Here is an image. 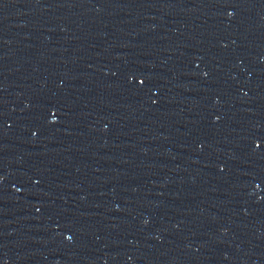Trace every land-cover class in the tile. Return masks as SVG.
I'll use <instances>...</instances> for the list:
<instances>
[{
    "label": "water",
    "instance_id": "obj_1",
    "mask_svg": "<svg viewBox=\"0 0 264 264\" xmlns=\"http://www.w3.org/2000/svg\"><path fill=\"white\" fill-rule=\"evenodd\" d=\"M0 264H264V0H0Z\"/></svg>",
    "mask_w": 264,
    "mask_h": 264
}]
</instances>
